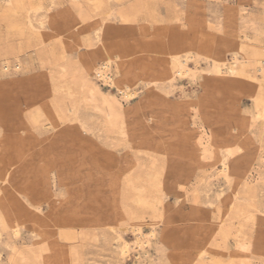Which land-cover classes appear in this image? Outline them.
<instances>
[{"label":"rangeland","instance_id":"rangeland-1","mask_svg":"<svg viewBox=\"0 0 264 264\" xmlns=\"http://www.w3.org/2000/svg\"><path fill=\"white\" fill-rule=\"evenodd\" d=\"M32 7L51 39L28 48L24 74L0 90V198L10 212L0 211V264H264V121L252 119L239 138L222 96L240 94L243 109L251 110L261 72L248 58L242 77L224 75L232 90L209 89L201 74L192 83L175 77L165 98L145 85L148 66L166 62L169 45L192 41L196 49L201 39L227 36L248 44V52L264 50V0L0 1V46L18 39L11 25L29 30ZM102 44L113 58V86L85 65L101 62ZM225 58L228 66L229 52ZM126 76L136 93L128 101L118 91ZM90 89L97 90L88 98ZM103 95L121 102H111L113 118ZM224 126L229 140L246 141L228 160L229 178L219 173V153L204 162L189 137L204 133L211 141ZM150 223L155 237L141 258L132 251L123 256L116 233L131 241L134 226L147 232ZM243 240L249 255L238 247Z\"/></svg>","mask_w":264,"mask_h":264},{"label":"bare ground","instance_id":"bare-ground-1","mask_svg":"<svg viewBox=\"0 0 264 264\" xmlns=\"http://www.w3.org/2000/svg\"><path fill=\"white\" fill-rule=\"evenodd\" d=\"M0 1H3L5 4L10 5V4H14L17 0H0ZM92 5H94V2H93V4H91V6ZM32 9H33L32 10L33 13L32 14H29L28 13V17H27V21H26V23L28 25L27 27H28L29 30L26 31L25 30L26 27L23 28L22 26L18 25V23L17 24H14V25H11L10 26L11 32L18 39L17 40H14V41H10V42L4 44L3 46H0V90L2 88L6 87V86H9V85L13 84L14 83V79L13 78L16 75H18V74L19 75L20 74L23 75L24 74V69H23L24 68V65L27 62H29L28 59L30 58L27 49L30 48L31 46H36V45L44 42L45 40H47L48 38L51 37L49 35L47 36V34H49V33L45 34V33L42 32L44 29H46V27L44 25V20L42 19V16L41 17H38V15H37V10L39 8L38 7H32ZM10 13H12V12H10ZM81 13L82 12H80V15L82 16L83 14H81ZM25 17H26V15H25ZM52 20L53 19H51L50 21H52ZM53 21H55V20H53ZM1 23H2V21H1ZM55 23H57V21ZM53 24H54V22H53ZM53 24H51V25H53ZM1 26H2V24H1ZM56 26H57V24H56ZM45 31L48 32L49 30L48 31L45 30ZM1 35H2V33H1ZM96 35H97V38L100 37L99 34H96ZM105 36H106V34H105ZM105 36L102 35V39H104V41H106V38H107V36L106 37ZM250 48L251 47H249V52H248V44H243L242 42H240V41H238L236 39L233 40L232 38H229L227 36H222L217 41H215V42L213 41V43L212 42L211 43H208L204 39L203 40L201 39L199 41V43L197 44L196 49H193L192 48V41L184 42L182 44L177 43V45L176 44L169 45L167 47V53L169 55V58L167 59V61L164 62V63H162V64L160 62H157V63L154 62L155 63V66L154 65H151V66L152 67L154 66L155 68L150 67V65L148 66L147 71L148 70H151L153 72L150 75V77H147L145 79V85H149V84L152 85L154 87V89H156V91L161 96L163 95V97H164V96H166V95L169 94L170 88L173 86L172 81L175 79V77H178L179 79L185 80L187 83H192V82H196V80L198 78V74H201L204 77L205 82H206L207 86L209 87V89H210V87L213 88V87L219 86V88L223 87L225 89V91L232 90V86L231 85H227V82L222 83V80L224 79V75H230V74L237 73V74H239L240 77H242L244 75V73H245L244 66L242 64V61H244V60H242V59H246L247 60L248 58H251V61H252V64L251 65H254L256 67V70L257 71H260L261 74H262V76H263V80H261L259 82V85L256 87V89L254 91H252L250 93V95H249L251 97V100H252V103H253V108L251 110H249V111L243 109V107L241 105L240 94H230V93H227L226 92V95H222L225 100L227 99V101H226L227 103L224 104L225 105L224 107L225 108L228 107V109L231 111V113L234 114L233 116H235V118H236V121H237V131L239 132V138H240L242 136V134L244 133V128H246L247 126H250V125H252L253 123L256 122V121L255 122H252V124H251L252 119L253 120H257V118H261L264 121V67H263L264 66V50L258 49V47H256V48H252V50L250 51ZM101 49L105 50V52H103L104 55H103V58L101 59V62L100 63H95V62H91V61H88L87 60L85 62V65L88 68H91L95 72V75L98 77V79H100L104 83L108 84L109 86H113L114 85V81H115L114 78H113V74L111 72L112 59L113 58L111 57L110 53L107 51V48L105 47V45L102 44ZM49 51H50V56L51 57L55 56V54L53 52V49L52 50H49ZM204 52H208L207 56H205L203 54ZM226 52H229V54H230V62H228V66H226L224 64V62L226 61V58H225V53ZM215 54H218L219 56H222L221 57L222 58L221 61H218L216 59ZM44 55L45 54L42 53V52L41 53H38L37 58L40 61L45 60L44 59L45 58ZM88 56H90V55H88ZM87 58L89 59V57H87ZM201 59L206 60V64H207L206 65L207 66L206 68H203V67L200 66V60ZM55 60L56 59L54 58L53 61H55ZM244 62H246V61H244ZM158 67H159V70H156ZM168 69L171 70L169 77L167 76L168 82L166 84H162L160 82L163 81L162 80V77H163L164 74L165 75L167 74L166 73V70H168ZM131 81L132 80L130 79L129 76L128 77L127 76L126 77H123L119 81L118 91H119V93L121 95V98L123 100H125V101H128L131 97H133L136 94L135 93V90L131 87L132 86L131 85ZM201 81H202V79H201ZM96 90L97 89H92V90L90 89V91L88 93V98L93 97L95 95V93H96ZM99 93H101V92H99ZM87 99H84L85 102H86ZM84 100H83V102H84ZM115 101L119 105L121 104V102L118 99H116V98H112V97H109L107 95H103L102 96V103L107 108V111L109 110V112L107 114L110 117H112L113 114L115 115V113H116L115 111H114L115 113H112V110H113L114 107L111 106V102H115ZM166 101H167V97H166ZM94 107H96V106H94ZM191 107L192 106H190V108H188L189 111H190ZM92 108H93V106H92ZM102 110H105V109H102ZM101 111H99V112H101ZM102 113H103V111H102ZM119 113H120V111H119ZM169 113H170V111H169ZM189 114H190V112H189ZM123 115H124V113H123ZM124 116H122V117L124 118ZM171 117H172V115H171ZM107 120H108V118H107ZM112 120H110V121H112ZM114 120H116V119H114ZM149 120L152 122L153 121V118L150 117ZM171 120H173V119L171 118ZM233 120H234V117H233ZM113 124H114V122H113ZM81 126L84 129L87 128L85 122H82ZM83 128H82V130H84ZM106 129H108L107 126H106ZM204 135H205L204 133H201V134H199L196 137L189 136V137H191L193 139V143L192 144L194 145V149H192V152L194 153L195 156H198V157L200 156L202 158V160H204V162H206L207 160L213 158L215 154L219 153L220 163H221V171L219 173H220V175L224 176L225 178H229L231 168H230V164L228 163V160L231 157H233L237 152H239V153L241 152V150H242L241 146L244 145L246 141L244 139H241V140H239V145H238V143L232 142L233 139H232V141H231V139L229 140L227 126H224L223 130H217V131H215L213 133L212 137H211L212 138L211 141H209V139H208L210 137L207 136L208 138H205L206 136H204ZM189 137H188V139H189ZM141 138H143V137H141ZM110 158H109V156L105 155L103 159L105 161H109ZM262 161H264V160H262ZM204 165H206V164H204ZM245 170H247V169H245ZM242 171H244V170H242ZM202 184H205V183H202ZM182 189H183V187H182ZM254 191H255V188H250L249 194L250 193L252 194ZM235 194L233 196L234 199L236 198L235 196H237V194L236 195ZM246 199H248V198H246ZM0 200H1V198H0ZM1 201H3V200H1ZM176 209L178 211H180V208L178 206H176ZM35 210H37L39 212L40 211V208L39 207H36ZM0 211L3 212L4 214L10 213L8 211V207L6 206V203L4 201L3 202H0ZM32 213H35V212H32ZM4 217H6V216H4ZM120 217H122V216H120ZM118 223H120V222L118 221ZM3 225H4V220L2 219V216L0 215V237H1V234H2L1 233V229H2ZM12 228H13V234H14V236L15 237H18L19 234H20L19 224L17 222L16 223H13ZM223 231H225V230H223ZM116 234H117V242L121 246V254L124 256L125 254L129 253L130 251H132V252H135L136 258L137 259H140L141 258L140 253L144 251L145 247H147V246L150 245L151 239H153L155 237V224L154 223H150V226H149V229H148L147 232H145L142 229V227H140V225L134 226L132 228V235H133L132 238L133 239L131 241L125 240L121 232H118ZM169 235L170 234H166V237H169ZM223 235H224V232H223ZM249 245H250V242H247V241H244V240L238 242L239 249L241 251L247 253V254H248V251H249ZM202 249L200 250L199 255L202 256V257H205L206 254H207V252L205 253V251H202ZM145 255H146V253H145ZM244 257L246 259H248L246 254H245ZM245 258H242V259H245ZM246 259H245V261L244 260L243 261L244 262L248 261Z\"/></svg>","mask_w":264,"mask_h":264}]
</instances>
